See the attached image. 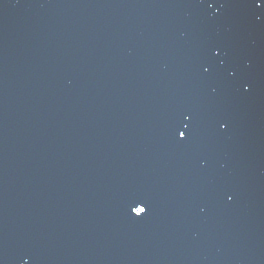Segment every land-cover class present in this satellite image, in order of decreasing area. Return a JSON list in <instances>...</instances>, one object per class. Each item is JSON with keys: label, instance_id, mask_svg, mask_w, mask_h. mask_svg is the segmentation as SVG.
<instances>
[{"label": "water", "instance_id": "95a60500", "mask_svg": "<svg viewBox=\"0 0 264 264\" xmlns=\"http://www.w3.org/2000/svg\"><path fill=\"white\" fill-rule=\"evenodd\" d=\"M0 264H264V0H0Z\"/></svg>", "mask_w": 264, "mask_h": 264}, {"label": "snow or ice", "instance_id": "6c2138e0", "mask_svg": "<svg viewBox=\"0 0 264 264\" xmlns=\"http://www.w3.org/2000/svg\"><path fill=\"white\" fill-rule=\"evenodd\" d=\"M180 135H181V136H184V135H185V133H184V132H181V133H180ZM144 210H145V209H144Z\"/></svg>", "mask_w": 264, "mask_h": 264}]
</instances>
